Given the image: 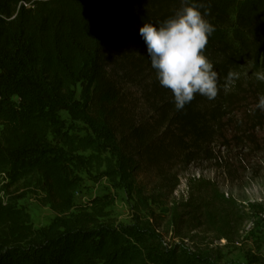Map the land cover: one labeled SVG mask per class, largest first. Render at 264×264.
<instances>
[{
    "label": "trees",
    "instance_id": "1",
    "mask_svg": "<svg viewBox=\"0 0 264 264\" xmlns=\"http://www.w3.org/2000/svg\"><path fill=\"white\" fill-rule=\"evenodd\" d=\"M189 2L210 8L215 32L205 55L220 92L177 111L139 28L171 17L182 0H0V177H37L55 213L36 228L16 199H0V264H217L198 233L232 242L264 214L263 201L240 203L204 178L189 179L187 196L172 199L183 169L222 161L216 144L240 146L264 129L258 108L250 129L235 120L263 85L254 73L264 71V0ZM229 70L239 79L226 87ZM73 167L123 190L131 221L110 217L106 195L76 204Z\"/></svg>",
    "mask_w": 264,
    "mask_h": 264
},
{
    "label": "rangeland",
    "instance_id": "2",
    "mask_svg": "<svg viewBox=\"0 0 264 264\" xmlns=\"http://www.w3.org/2000/svg\"><path fill=\"white\" fill-rule=\"evenodd\" d=\"M255 10L254 7L251 8L250 13L255 15ZM235 16H238V12L233 9L231 12L233 20ZM263 88L264 82L259 86L260 91L255 92L247 101H243L235 112V120L242 121L246 128L250 129L253 125L252 111L256 108L259 96L264 94ZM137 93L138 90L132 88L131 94ZM60 115L67 124H71L67 113L61 112ZM76 126L80 130L83 128L78 122ZM215 152L216 156L222 157V161H197L180 172L179 183L172 199L179 200L187 196L189 179L204 178L216 182L222 193L235 198L240 203L264 202V129L257 130L240 146L231 142L226 149L216 144ZM72 172L80 178L74 196L76 204L83 205L95 197L106 195L107 199L113 200L107 208L110 217L121 223L131 221V198L123 190L113 188L99 171L73 167ZM143 177V173L139 172L138 178ZM152 177L153 175L150 176ZM44 196L45 192L37 182V177L21 179L14 184H10L3 176L0 177V199L4 201L7 198L16 199L17 205L30 214L36 228L46 226L55 217V213L44 203ZM252 221L254 220L242 224L239 230L240 236L235 237L232 242L201 233H198L197 241L205 245L209 244L215 256L219 257L217 264H264V222L252 223ZM255 254L259 255L262 261L250 262Z\"/></svg>",
    "mask_w": 264,
    "mask_h": 264
},
{
    "label": "clouds",
    "instance_id": "3",
    "mask_svg": "<svg viewBox=\"0 0 264 264\" xmlns=\"http://www.w3.org/2000/svg\"><path fill=\"white\" fill-rule=\"evenodd\" d=\"M209 14L210 8L182 0V7L171 17L160 23L144 22L139 28L156 79L172 93L177 111L197 95L213 101L220 92V75L205 55L209 38L215 32L214 25L206 19ZM254 75L264 82V72ZM224 79L227 87L239 79V73L229 70ZM256 108L264 111V94L259 96Z\"/></svg>",
    "mask_w": 264,
    "mask_h": 264
},
{
    "label": "built area",
    "instance_id": "4",
    "mask_svg": "<svg viewBox=\"0 0 264 264\" xmlns=\"http://www.w3.org/2000/svg\"><path fill=\"white\" fill-rule=\"evenodd\" d=\"M255 221L258 223H263L264 222V214L263 213L257 214L255 220L252 221V223H255Z\"/></svg>",
    "mask_w": 264,
    "mask_h": 264
}]
</instances>
